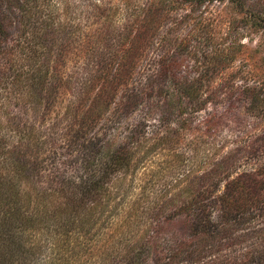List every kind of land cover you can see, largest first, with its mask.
I'll return each instance as SVG.
<instances>
[{"label": "trees", "instance_id": "obj_1", "mask_svg": "<svg viewBox=\"0 0 264 264\" xmlns=\"http://www.w3.org/2000/svg\"><path fill=\"white\" fill-rule=\"evenodd\" d=\"M218 1L250 11L246 24L264 29V0L261 10L246 0ZM38 2L0 0V264H37L38 254L44 264H70L80 250L89 251L84 264H264V163L233 173L223 157L211 170L184 174L148 205L147 195L126 200L122 192L124 177L153 152L147 143L159 127L172 115L206 109L239 77L236 71L223 78L237 60L231 44L216 50L192 43L190 33L211 37L199 19L204 0H127L122 24H113L120 6L110 12L98 4L87 13L103 26L93 36L82 23L56 24ZM77 38L85 96L53 125L52 138L61 143L48 159L78 146L81 175L75 191L46 178L32 194L25 186L40 162L28 148L36 157L42 144L34 145L24 113L45 111L63 83H71L64 67ZM246 90L251 108L263 101L261 88ZM159 107L163 117L150 129V113ZM10 130L19 132L16 144L8 142ZM49 195L68 198L50 204Z\"/></svg>", "mask_w": 264, "mask_h": 264}, {"label": "rangeland", "instance_id": "obj_2", "mask_svg": "<svg viewBox=\"0 0 264 264\" xmlns=\"http://www.w3.org/2000/svg\"><path fill=\"white\" fill-rule=\"evenodd\" d=\"M39 1V6H45L44 9L50 8L47 12L55 16L56 24L67 26L69 21L82 23L87 33L91 34L103 27L101 20L87 17V13H92L98 4L103 8H109L110 12L120 6V10L114 16L113 24H122L126 17L123 4L127 0ZM246 1L250 7L255 5L256 9L261 10V0ZM40 9L38 6L34 8L33 20H36ZM200 9H203V14H201V18H198L207 24L206 28L210 34L208 35L211 37L208 40L190 33L193 39L192 43L197 44L199 48L212 49L215 47L216 50L231 44L234 50H237V52L235 51L237 60L223 78L226 79L236 71L239 72V77L236 78L233 85H230L229 89L224 90L217 97L216 102L209 104L206 109L198 112L189 110L185 116L180 117L181 119L172 115L171 122L159 127L158 136L150 139L147 143L149 147H154L153 152L134 174H128L122 181V192L128 194L126 200H133L144 194L147 195L148 205V199L149 201L156 199L164 189L173 186L184 174L188 172L200 174L203 171L211 170L223 157L228 158V165L231 171H234L233 173L253 170L264 163V29L246 24L244 17L250 15L251 12H244V10L241 12L235 4L228 1L204 0ZM75 23L73 24L76 25ZM187 27L185 26L182 30L183 35L189 32L190 27ZM202 33L205 31L203 30ZM79 41L77 38L73 43L75 48L67 53L64 67V73L71 77V83H63V87L61 90H57L54 102L49 108L44 111V106H40L39 112L29 115L22 111V107L11 105L8 108L10 111L17 112L19 110L20 113H24L25 121L34 127L35 143L32 138L30 147L33 148L37 143L39 146L42 144L40 153L36 157L35 150L28 148V155L31 154L32 159L34 158L35 165L36 162H40L37 171L26 182V191L32 194L39 191L43 185L40 181L45 182L46 178L48 180L45 183L49 185L54 183L56 186H59V182L64 180L70 191H75L74 184L81 175V172H75L78 164L74 163L79 155V152H76L78 146L75 153L64 156L65 154L62 152H57L54 159H48L49 152L53 147H59V143H61L59 140L55 141L58 136L55 139L52 138V133L55 130L53 125L57 123L60 125L63 118L76 108L77 102L80 100L79 95L82 98L85 96L80 93V85L84 78L83 71H85V66L83 67L81 64L85 62V56L84 51L80 50L78 46ZM218 81L223 80L219 79ZM68 85H72L70 90ZM255 86L261 88L263 101L255 108H251L249 91L246 88ZM85 101L87 104L88 100ZM160 108L154 110V113H150V129L155 123L159 124V119L163 117L164 111ZM184 117L187 118L185 123L182 121ZM183 125H187L186 128H183ZM27 134L29 133L27 132ZM6 136L9 144H16L20 139L17 131H7ZM59 151L62 150L59 149ZM74 180L76 181L74 182ZM120 184L121 182L118 183V185ZM122 197H125V193H122ZM67 198L62 195H49L48 200L50 204H57ZM40 237L38 236L35 242L30 241V245L38 244L37 241ZM102 243L100 240L98 245L100 246ZM45 247L49 257L52 251L50 243L47 242ZM93 251L95 252L96 249L94 248ZM88 252L80 250V253L71 260L70 264H84L82 260L84 257H88ZM45 260L39 254L35 256L37 264H44Z\"/></svg>", "mask_w": 264, "mask_h": 264}]
</instances>
